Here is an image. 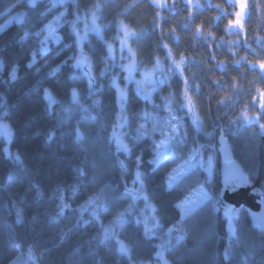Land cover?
<instances>
[{
    "label": "trees",
    "instance_id": "obj_1",
    "mask_svg": "<svg viewBox=\"0 0 264 264\" xmlns=\"http://www.w3.org/2000/svg\"><path fill=\"white\" fill-rule=\"evenodd\" d=\"M17 1L0 0V26L3 12ZM49 2L35 0L32 6L24 0V22H11L0 32V102L11 132L8 142L0 136V264H12L18 256L28 264H260L264 235L251 226L243 207L233 215L230 231L222 203L205 199L184 217L178 203L201 183L222 202L221 131L247 178L264 192V133L259 128L264 111L258 91L264 89L258 63L264 60V0H246L243 29L229 25L236 18L233 0H165L162 6L152 0H76L78 9L66 0L57 6L64 10L57 28L60 38L49 41L42 53L45 26L53 15L47 11ZM96 4L99 33L80 35L83 39L77 42L75 33ZM73 20L75 31L68 23ZM121 24L131 30L127 43L136 54L137 69L162 67L163 83L150 89L153 105L134 92L117 65ZM81 53L91 66L94 85L89 84L87 65L74 67L71 58ZM181 59L182 72L172 67L173 60ZM13 67L15 81L9 76ZM113 76L125 88L123 109ZM185 79L192 112L186 106ZM73 90L79 103L72 99ZM172 115L179 117L183 139L175 149L176 140L168 139L159 163H150L156 157L153 144L167 137L165 121ZM152 117L159 125L155 132ZM140 131L145 135L137 141ZM117 136L130 153L118 150ZM200 149L216 158L211 179L193 168L172 180V168ZM137 156L143 161L140 180ZM61 196L67 207L58 216ZM93 196L96 200L81 211ZM104 228L111 230L107 240ZM121 244L130 250L131 261L120 252ZM161 244L162 260L156 257ZM29 246L35 262L28 260ZM229 247L231 259L224 262L222 254Z\"/></svg>",
    "mask_w": 264,
    "mask_h": 264
},
{
    "label": "snow or ice",
    "instance_id": "obj_2",
    "mask_svg": "<svg viewBox=\"0 0 264 264\" xmlns=\"http://www.w3.org/2000/svg\"><path fill=\"white\" fill-rule=\"evenodd\" d=\"M19 2H20V0H18V3ZM59 2L61 4H63V3L66 2V0H59ZM72 2H73V4L76 5V7L78 9L79 5L76 3V0H72ZM153 2L155 3V0H153ZM27 3L32 5V6H35V0H27ZM188 3L191 4L192 0H188ZM237 3L239 4V11L235 12V17H236L235 20H229V25L243 29L242 16L244 14V9L246 7V0H237ZM17 6H18V4H13L8 11H11L13 8H16ZM55 7H56V0H53L51 8L47 9V11H51L52 8H55ZM99 7H100V5L96 4V5H93L91 10H90V15H91V18H92L93 29L95 31H97L98 33H99V26L96 25V12L99 9ZM21 15H23V13H17L16 16L12 17L11 19H19V17ZM41 15H44V13H41ZM63 16H64V13H60V16H57L55 18V20H53L52 22H50L49 24H47L45 26V30L47 31V35L44 37V40L41 41V45H42V47L40 49L41 51H44V46L46 45V43H47V41H48V39L50 37L53 38V39H59V37L55 36L54 33H55V30H56V26L59 24V22L61 21V17H63ZM76 18H77V20L80 18L78 12H77V17ZM11 19L9 21H7L4 26H0V32H2L5 27H7L8 25L11 24ZM68 23L71 24L73 30L75 31V29H76V21L73 20V21H70ZM121 28H123V30H124V39L121 41V45L123 47V45L126 43L127 37L129 35H131L132 33H131V30L128 29V27L126 25L121 24ZM197 28H198V31H199V26H197ZM40 34H41L40 32L35 33V35H37V36H39ZM75 34H76V37H77V42L79 40L83 39V37L80 36L78 31H76ZM27 35H28V33L26 32L25 36L23 38H26ZM164 47L167 48V45L165 44ZM109 50L111 51V45H109ZM128 50H129V53H130V63L127 64V65H123L122 66L129 72V76L126 77L125 79H130L131 78V73L134 70V68L136 67V61H135V55L136 54L132 51L131 48H129ZM169 55H170V53H169ZM71 59L75 60L74 67H81V66L87 65V57L84 56L83 53H81V55L79 57H76L74 55ZM258 63H259L260 69L264 70V60L259 61ZM182 64H183V60L182 59L180 61L173 60L172 67H174L177 70H181V72H182ZM87 66H88V73L87 74L89 76V84L90 85H94L95 84V78L91 75V66L90 65H87ZM156 66H159V59H157ZM3 68H4V63H3V61H0V72L3 71ZM58 70H59L58 68L57 69H53L52 72L50 73V75H54L55 72H57ZM147 75H148V73H145V76H147ZM9 76H10V80L11 81H15L17 79V69L15 67H13L11 69V72H10ZM112 82L114 84H116L115 76L112 77ZM136 83L139 84L140 81H137ZM161 83H163V81H161ZM184 84H185L184 95H185V100H186V106H187L188 111L192 112L193 108H194V105L192 103V97H191V95H189V92H188V88H187L188 81H187V79H185ZM116 87L119 89L120 106L123 109L124 101H125V91H124L123 88H120L119 84H116ZM258 91L260 93V108H261L262 111H264V89H259ZM91 94H95V93L92 92ZM45 95L48 96L47 92L45 93ZM48 98L50 99V96ZM72 99H73V101H76L77 103H79L76 100V92H75V90H73V92H72ZM146 99H147V97H146ZM94 103H99V102L98 101H94ZM81 107H83V106H81ZM182 107H183V105H182ZM84 110L87 111L88 109H84ZM6 118H7L6 106L2 102H0V128H3L5 130V132H6V134L10 136V131L8 130V125L2 123V120L6 119ZM245 118L247 119V114L246 113H245ZM260 118H264V117H260ZM194 122L197 124V127L200 126L199 117L198 116L195 117ZM256 122L259 123V118L256 120ZM158 127H159V125L154 123L153 126H152V131L155 132ZM140 128L144 129V125L141 124ZM167 128L170 130L168 132L167 137L165 139H161L158 143H154L153 144V150L156 153V157L150 163H154V164L155 163H159V161L161 159L160 150L162 148H166L167 147L168 139H175L176 140V144L172 145L173 149H175L177 147V145L180 143V141L183 139V135L180 134L179 131H178V129H179V117H177L175 115H172L170 120H169V122H168V124H167ZM259 128L261 129L262 133H264V123H259ZM159 130L161 131V135L163 136L164 135V128L160 127ZM114 135H115V133H114ZM144 135H145V132L144 131H140L139 134L137 135V137H135V140L139 141ZM48 139L51 140L52 136L49 135ZM76 139H77V141H79L81 139V136H80L79 133L76 134ZM116 139H117V148H118V150L119 149H123L124 152L130 153L131 150L129 149V146L127 144H124L123 141L120 140V138L118 136H117ZM195 159H196V155H192L189 158V160H186L184 162V166L188 167V168L194 167V165H192L191 161L195 160ZM16 160L19 162V156L16 157ZM119 163L121 165V168L123 169L124 168V162L123 161H119ZM142 163H143V161H142L141 157L137 156L136 157V167H137L136 177H137L138 180L141 179V173H140L139 169H140ZM199 164H200L201 167H205V162L203 160H200ZM206 170L208 171L209 174H211V172H212V159H211L210 156L207 159ZM78 171H81V174H83L82 170H78ZM172 172L175 173L176 169H173ZM175 178L176 177L174 175L171 177V179H175ZM12 179H13V177L11 175H9V177H8L9 183H11ZM241 179L245 183H247V177L242 176ZM169 187H171V180L169 181ZM232 187H235V185L233 184ZM141 188H143V181L142 180H141ZM58 191H59V189H58ZM129 191H131L132 198L135 199L136 198V194H137L136 190L132 189V190H129ZM260 195L264 196V193H260ZM204 199L209 200V201H213L216 204H221L222 203L219 200V196L218 195L214 198L212 196H209L207 193H205L204 194ZM60 200H61V205H60V212L57 213L58 216L62 215L64 208L67 207V204L63 203V196L60 197ZM95 200H96L95 196L91 197L86 202L85 205L81 206V211H83L84 208H86L88 204H92ZM232 212H233V210L229 209L228 214H229V229H230V231L232 230L231 222H230L231 221V213ZM93 215H95V212H93ZM119 216L122 217L123 213H120ZM16 217H17V222H20V220H21V210L19 208H17V210H16ZM118 222L120 224H123V220L122 219H118ZM102 227H103V225H102ZM110 231L111 230L109 228H104V237H103L104 240L108 239ZM171 232H172V229H169V235L171 234ZM182 238L183 237H177V240L182 239ZM101 242H103V241H101ZM160 248H161V251H157L156 252V257L162 260L163 259V255H164V253H163L164 244H161ZM120 252L121 253H128L129 254V260L130 261L132 260V255L130 254V250L128 248H126L123 244L120 245ZM249 254H251V253H249ZM231 255H232L231 248L230 247L229 248H225L224 251H223V254H222V260L224 262H230ZM28 260L33 261V262L36 261V257L33 256V254H32V246H29V249H28ZM12 264H28V261H23L22 262L21 261V257L18 256L16 258V260L12 262ZM164 264H167V261H164Z\"/></svg>",
    "mask_w": 264,
    "mask_h": 264
},
{
    "label": "rangeland",
    "instance_id": "obj_3",
    "mask_svg": "<svg viewBox=\"0 0 264 264\" xmlns=\"http://www.w3.org/2000/svg\"><path fill=\"white\" fill-rule=\"evenodd\" d=\"M24 0H20V2L18 3V1L15 3V4H18V6L16 8H13L11 11H8L10 7H8L2 14V20H3V23L1 26H4L6 24L7 21H9L12 17H14L16 11L22 7H20V5L22 4ZM26 3H27V0H25ZM153 1V0H152ZM234 3H236V6H237V11H239V4L237 3V0H233ZM53 3V0H50L49 2V8H51V5ZM155 3L158 5V6H162L165 4V0H155ZM61 4L59 2V0H56V7L55 8H52V11H53V15L52 17L50 18V20L47 22V24H49L50 22H52L53 20H55V18L57 16H60V13H64V10H58L57 6ZM246 11V8L244 9V13ZM244 15V14H243ZM62 18V17H61ZM13 19H11V22H12ZM61 21L59 22V24L56 26V30H55V33L54 35L59 37L60 38V34L57 32V28L58 26L60 25ZM46 24V25H47ZM97 25V23H96ZM91 31H95L93 29V25H92V18H91V15L88 17V20L84 21L81 25V31H80V35H85L87 34L88 32H91ZM47 35V31H46V34L45 36ZM130 37V35L127 37V39ZM124 39V30L123 28L120 29V35H119V44H118V52H119V55H118V60H117V65H119V67L124 71V79L126 77L129 76V72L124 68L122 67L123 65H127L130 63V53H129V45L127 43V40H126V43L123 45H121V41ZM59 39H53V38H49L46 45L44 46V51H41L42 53H44L46 51V46L48 45L49 41H52L54 43L58 42ZM80 55H78L79 57ZM124 59V61H123ZM74 65H75V62H74ZM85 66V65H84ZM82 66V67H84ZM162 71V67H154L153 69H148V70H138L137 69V64H136V67L134 68V70L132 71L131 73V78L130 79H125L126 83H131L133 84L134 86H146L148 87L149 89H151L152 91L154 90V88L156 87V85L163 81V72ZM145 73H148L147 76H145ZM137 81H140L139 84H137L136 82ZM120 88H123V86H120ZM125 89V88H123ZM120 93H119V89H118V97H119ZM147 113V111L144 112V115ZM149 116V115H148ZM153 118V117H152ZM171 116H168L167 117V120L165 121V126H166V129L167 128V124L170 120ZM153 122L155 123V118H153ZM2 123L3 124H6L8 125V130L10 131V127H9V124L7 122L6 119H3L2 120ZM170 131V130H169ZM11 133V132H10ZM0 136L6 141L8 142L9 139H10V136L6 134L5 130L3 128H0ZM170 140L167 141V147L166 148H162L160 151L164 152L166 149H168L169 145H170ZM5 152L7 154H10V151L8 150L7 147H5ZM198 153V154H197ZM192 155H196V159L195 160H192L191 163L192 165H194V167H191V168H188V167H185L184 166V162L186 160H189V158L192 156ZM211 157L212 159V172L211 174L208 173V171L206 170V164H207V159L208 157ZM200 160H203L205 162V167H201L200 164H199V161ZM193 168H199L201 169L204 173H205V176H208V175H212L213 174V171L214 169L216 168V158L214 156L213 153H211L210 151H202V149L198 150V151H195L194 153H191L189 154L188 158L186 159H183L180 163H178L175 167L172 168L173 169H176V172L173 173L172 170H171V173H170V177H172L173 175L176 177L175 179H179L181 177H183L184 175H186L191 169ZM175 179H172V180H175ZM263 190H264V183H263ZM207 193L206 190L204 189L203 187V184H197L194 188H192L185 196L184 198L178 203V207L181 211V214H182V217L188 215L194 208H196L201 202H203L205 199H204V194ZM143 196V195H142ZM229 209L228 208L226 210V215H227V220L229 222ZM233 214H231V228L233 229ZM175 228H172L173 231ZM230 230V229H229ZM169 234V233H168Z\"/></svg>",
    "mask_w": 264,
    "mask_h": 264
},
{
    "label": "water",
    "instance_id": "obj_4",
    "mask_svg": "<svg viewBox=\"0 0 264 264\" xmlns=\"http://www.w3.org/2000/svg\"><path fill=\"white\" fill-rule=\"evenodd\" d=\"M17 13H23L19 19H13L14 24H21L24 22L26 10L20 8ZM134 92L145 101L153 105L154 100L152 91L146 86H134ZM147 97V99H146ZM217 152L219 155V183L220 196L223 204V209H232L231 214L236 215L240 207H243L247 213L250 224L255 229L261 231L264 235V193L256 184L247 178L245 183L241 177H247L239 163L234 159L231 148L221 131L217 137ZM208 179H211L209 175ZM235 187H232V185Z\"/></svg>",
    "mask_w": 264,
    "mask_h": 264
},
{
    "label": "clouds",
    "instance_id": "obj_5",
    "mask_svg": "<svg viewBox=\"0 0 264 264\" xmlns=\"http://www.w3.org/2000/svg\"><path fill=\"white\" fill-rule=\"evenodd\" d=\"M260 264H264V260H262V261L260 262Z\"/></svg>",
    "mask_w": 264,
    "mask_h": 264
}]
</instances>
